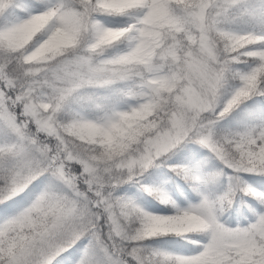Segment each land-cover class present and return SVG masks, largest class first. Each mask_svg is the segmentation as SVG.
I'll list each match as a JSON object with an SVG mask.
<instances>
[{
	"label": "snow or ice",
	"instance_id": "6c2138e0",
	"mask_svg": "<svg viewBox=\"0 0 264 264\" xmlns=\"http://www.w3.org/2000/svg\"><path fill=\"white\" fill-rule=\"evenodd\" d=\"M0 264H264V0H0Z\"/></svg>",
	"mask_w": 264,
	"mask_h": 264
}]
</instances>
